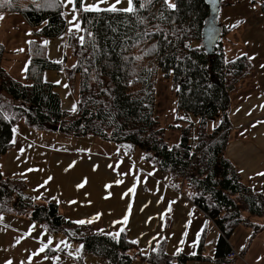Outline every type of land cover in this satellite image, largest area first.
I'll list each match as a JSON object with an SVG mask.
<instances>
[{
  "label": "trees",
  "instance_id": "trees-1",
  "mask_svg": "<svg viewBox=\"0 0 264 264\" xmlns=\"http://www.w3.org/2000/svg\"><path fill=\"white\" fill-rule=\"evenodd\" d=\"M226 1L221 0V5L229 3ZM75 6L81 14V41L74 32H66L58 0H0V14H17L30 26L28 45L33 48L26 78L20 81L3 65L7 46L0 40V158L13 146L14 129L21 120L35 129L57 128L77 138L137 145L147 150L145 158L190 189L193 204L215 224L219 236L213 259L184 252L168 255L165 239L145 253L124 231L119 236L79 237L82 253L112 264H132L137 259L147 264H186L190 259L235 264L236 257L228 258L235 228H251L240 255L264 230V223L243 216L264 218V193L247 186L225 156L231 126L230 94L252 73L250 59L244 53L227 60L222 41L215 54L207 56L201 44L208 15L204 0H133L132 13L82 11L80 0ZM260 11L264 13V0H260ZM221 28L223 37L226 29ZM64 33L73 59L68 65L45 56V41ZM45 69L64 70L76 102L74 112L61 107L54 86L42 79ZM159 72L171 80L177 110L198 119L194 137H190L192 121L177 126L181 138L171 147L154 114ZM217 114L216 129L207 131L208 121ZM5 213L27 216L51 233L65 231L72 224L57 203L35 202L15 193L0 168V215Z\"/></svg>",
  "mask_w": 264,
  "mask_h": 264
},
{
  "label": "crops",
  "instance_id": "crops-1",
  "mask_svg": "<svg viewBox=\"0 0 264 264\" xmlns=\"http://www.w3.org/2000/svg\"><path fill=\"white\" fill-rule=\"evenodd\" d=\"M58 1L65 16L66 32H74L81 41L80 12L72 13L71 4H66V0ZM85 3H95L101 10L111 5H115L117 10L128 7L127 0H120L119 4L116 0H106L105 3L85 0ZM73 15L78 18L79 31L74 24L68 23ZM253 36L255 44L251 50H243L253 65V71L230 94L231 126L225 156L234 164L247 186L264 193V175H261L264 174V40L258 35ZM15 39L14 36L11 41ZM25 40L28 43V34ZM45 42L47 59L70 64L66 33ZM11 51L14 53L16 50ZM8 67L14 69L11 64ZM42 79L54 86L61 107L74 112L76 102L64 70L45 69ZM18 124L14 129L13 146L0 158L2 173L9 175L6 177L15 193L35 202L50 200L57 203L60 213L72 224L65 231L51 233L27 216L15 213L0 215V264H112L93 254H83L78 238L89 234L116 236L121 228L129 241H136L134 244L141 251L148 253L165 239V252L174 256L185 251L192 214L199 212L212 222L193 204L182 185L145 158L147 150L137 145L130 146L133 152L127 153L123 159L121 146L106 141L100 145V140L95 141L93 137L79 139L77 146L52 147L54 143L50 146L18 132ZM40 136H46L48 140L51 137L43 131ZM21 173L26 176L27 185L12 182L17 181ZM196 215V219L201 216ZM244 217L253 223H264V218L251 217L247 213ZM81 220L85 223H77ZM212 225L217 229L213 222ZM241 226V244L237 243L236 247L230 244L236 255L228 258L236 257L235 264H264V230L240 255L251 233V228L245 225H239L235 230ZM45 245V251L40 252L39 249ZM204 247L203 240L200 250L197 246V251L184 253L211 258L205 254ZM132 264L147 263L137 259Z\"/></svg>",
  "mask_w": 264,
  "mask_h": 264
},
{
  "label": "rangeland",
  "instance_id": "rangeland-1",
  "mask_svg": "<svg viewBox=\"0 0 264 264\" xmlns=\"http://www.w3.org/2000/svg\"><path fill=\"white\" fill-rule=\"evenodd\" d=\"M226 2L229 3L222 4L220 7L218 21L220 25L224 26L226 29L221 41L223 44L225 58L230 60L238 55L243 54V50H251L255 44L252 41L254 39L253 35H258L264 40V36L262 35V28L264 29V13L260 11V0H227ZM0 17H2V19H0V40L6 44L8 49L3 61V65L10 70L13 77L20 81H24L27 73L26 62L29 61L30 54L33 53V48L29 46V43H27L25 40L27 34L29 35L31 28L17 14L9 15L6 13H1ZM14 36L16 39L11 41L12 37ZM257 40L258 37L256 36V41ZM14 48L16 51L13 53L11 50ZM39 55L44 54L43 52H40ZM67 56L69 58V63L71 64L73 60L69 50H67ZM8 64H11L12 68L14 69H10ZM71 94L74 98L72 92ZM6 98L8 97L6 96ZM14 104L18 105L19 102H14ZM154 114L157 117L159 127L163 129L164 140L169 147L178 144L180 141L181 130L177 126L192 121L193 125L192 129L190 130V137L195 136L198 119L194 118L191 114L185 115L177 110L176 99L174 91L172 90L171 80L170 78L164 77L160 72L157 76V82L155 86ZM219 122L220 114H217L208 121L207 131H214ZM17 130L25 136H32L33 138H36L40 141L47 142L50 146L54 143L52 147L57 146V148L64 146H77L79 139H81L74 137L70 133L59 132L57 130L55 131L54 129L48 131L35 129L26 125L23 120L19 122ZM41 131L51 135L50 140H48L46 136H40ZM93 139H95V141L100 140L98 138ZM99 142L100 145H102V142L105 141L100 140ZM116 145L122 147L120 151L123 159H126L127 153L133 152L129 147L134 145L130 143ZM6 176L9 175L4 174V177ZM12 182L16 184L27 185L26 176L23 173L19 174L17 181ZM184 192L189 193L190 189L185 187ZM196 214L201 215L199 212H196ZM196 214H192L191 216L184 252L191 253L197 251V246L199 248L201 242L204 240V248H206V251L204 250L205 254L212 256L211 258L213 259L219 231H217L218 229L213 228L214 226L212 225V222L207 220L204 216L201 215V218L198 217L196 219ZM244 215L245 213H243V216ZM242 227L243 226L239 227L230 236V244L235 247L237 243L241 244L240 238L243 235L241 232L243 229ZM205 235L207 236L205 237ZM186 264L232 263H218L213 261L199 262L197 259H190Z\"/></svg>",
  "mask_w": 264,
  "mask_h": 264
},
{
  "label": "water",
  "instance_id": "water-1",
  "mask_svg": "<svg viewBox=\"0 0 264 264\" xmlns=\"http://www.w3.org/2000/svg\"><path fill=\"white\" fill-rule=\"evenodd\" d=\"M208 6V15L201 30V44L207 56H213L222 38V28L218 21L221 0H204ZM56 131L57 128H54Z\"/></svg>",
  "mask_w": 264,
  "mask_h": 264
},
{
  "label": "snow or ice",
  "instance_id": "snow-or-ice-1",
  "mask_svg": "<svg viewBox=\"0 0 264 264\" xmlns=\"http://www.w3.org/2000/svg\"><path fill=\"white\" fill-rule=\"evenodd\" d=\"M100 3H105L106 0H99ZM150 2V0H149ZM80 3H81V10L82 11H91V10H95V11H100L101 9L95 4V3H92V4H86L85 3V0H80ZM116 3L119 4L120 3V0H116ZM127 3H128V7L127 8H124V9H120L121 11H124V12H128V13H132L135 11V9L133 8V0H127ZM66 4H71L72 5V13H75L77 11L76 9V0H66ZM66 6V5H65ZM144 5L141 4V7H143ZM169 7L171 8H174L175 5H169ZM107 10L109 11H117V8L115 5H111ZM0 19H2V17H0ZM143 22V21H141ZM69 24H74V27L77 31L80 30V24H79V21H78V18L73 15V18L71 20L68 21ZM71 31V29H70ZM81 40H83V37H81ZM47 44V42H45ZM264 67V66H262ZM59 83V82H57ZM261 175H264V174H261ZM134 189H130V191H133ZM131 207V205L129 206ZM0 219H2V217H0ZM127 221V216L124 217V222ZM90 222V221H89ZM77 223H80V224H83L85 223V221L81 220V221H78ZM121 232L123 231V228H121L120 230ZM120 235V232H117L116 233V236H119ZM199 235V234H198ZM133 243H136V241H132ZM50 243V241H49ZM47 245H45L44 247H41L39 249L40 252H44L45 249H46ZM8 264H11V262H8Z\"/></svg>",
  "mask_w": 264,
  "mask_h": 264
},
{
  "label": "built area",
  "instance_id": "built-area-1",
  "mask_svg": "<svg viewBox=\"0 0 264 264\" xmlns=\"http://www.w3.org/2000/svg\"><path fill=\"white\" fill-rule=\"evenodd\" d=\"M235 255H236V253L231 251L228 256H235Z\"/></svg>",
  "mask_w": 264,
  "mask_h": 264
}]
</instances>
